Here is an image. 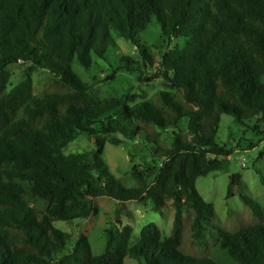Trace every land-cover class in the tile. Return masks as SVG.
<instances>
[{
    "label": "trees",
    "instance_id": "trees-1",
    "mask_svg": "<svg viewBox=\"0 0 264 264\" xmlns=\"http://www.w3.org/2000/svg\"><path fill=\"white\" fill-rule=\"evenodd\" d=\"M153 25L185 45L156 62L142 42ZM117 39L141 62L121 54ZM94 59L116 67L110 80L149 70L163 89L139 102L130 90L99 99L72 68L90 72ZM19 63L48 73L40 92L30 77L7 90L5 69ZM222 115L264 136V0H0V264H264L262 211L242 193L240 175L229 177L225 199L237 196L257 222L232 232L195 189L235 151L215 142ZM183 121L187 137L160 147L161 133ZM79 135L92 149L63 154ZM128 143L153 148L145 171L131 168L135 188L101 160L105 144ZM255 171L264 186V172ZM98 198L123 214L126 202H149L157 213L170 206L168 235L149 223L129 245L124 225L105 233V251L95 256L84 236L72 244L54 228L96 215Z\"/></svg>",
    "mask_w": 264,
    "mask_h": 264
},
{
    "label": "rangeland",
    "instance_id": "rangeland-1",
    "mask_svg": "<svg viewBox=\"0 0 264 264\" xmlns=\"http://www.w3.org/2000/svg\"><path fill=\"white\" fill-rule=\"evenodd\" d=\"M121 54L128 56L133 61L140 63L136 48L121 39L116 40ZM142 42L153 53L154 59L158 62L161 56L172 50L181 49L186 39L167 41L160 36L157 26L148 28L142 35ZM96 67L90 72H86L74 65V73L84 82L89 84L91 92L99 99L116 97L125 90L132 93V101L139 102L150 98L156 91L163 89L160 79L151 76L153 72L146 70L145 74L140 72L118 71L114 75V80H110L114 65H108L98 59H94ZM8 74L7 90L30 77L33 93L40 92L48 77V73L42 70H31L27 64L19 63L6 67ZM253 122L247 123L251 127ZM183 121L178 130L170 129L161 133L159 146L169 148L173 137L181 139L187 137ZM116 137H119L115 135ZM120 138V137H119ZM255 146L253 149H246L249 142ZM215 142L219 145H227L228 148L235 149L234 153L225 161L223 168L218 172L209 173L204 177H199L195 181V189L203 201L212 205L217 222L221 227L229 232L237 230L242 225H250L257 222L251 217L249 211L242 205L237 196L226 200V188L229 177L233 174L240 175L244 187L242 193L253 199L261 208L262 222L264 223V186L261 185L255 169L264 172V136L257 137L246 126L239 125L230 116L222 115L215 132ZM92 149V145L85 135H79L70 142L62 153L67 155L75 152H86ZM153 148L146 150L139 144H124L122 146H112L105 144L101 154V160L107 167L108 172L119 180L125 188H135L138 182L131 177V168L138 166L139 171L147 169L150 165ZM94 205L98 212L85 221L60 222L54 221V228L71 236L72 244L80 236L87 239L92 255H102L105 251V233L115 231L124 225L132 229L129 245L137 242L141 229L149 224H155L163 239L169 233L172 220V210L170 206L157 213L152 205L137 202H126L122 205V210H127L129 214L116 213L118 204L108 198H98L94 200ZM72 249L71 246L68 247ZM123 264H136L132 259L125 258Z\"/></svg>",
    "mask_w": 264,
    "mask_h": 264
},
{
    "label": "water",
    "instance_id": "water-1",
    "mask_svg": "<svg viewBox=\"0 0 264 264\" xmlns=\"http://www.w3.org/2000/svg\"><path fill=\"white\" fill-rule=\"evenodd\" d=\"M91 200V198H89Z\"/></svg>",
    "mask_w": 264,
    "mask_h": 264
}]
</instances>
